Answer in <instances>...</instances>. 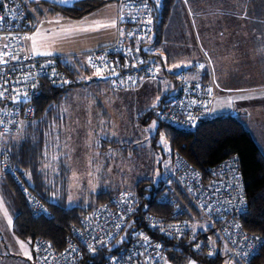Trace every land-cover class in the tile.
<instances>
[{
	"label": "built area",
	"instance_id": "obj_1",
	"mask_svg": "<svg viewBox=\"0 0 264 264\" xmlns=\"http://www.w3.org/2000/svg\"><path fill=\"white\" fill-rule=\"evenodd\" d=\"M145 2L147 7L142 0H116L118 5L116 40L110 45L92 50L86 56V64L91 69L95 71L94 64L102 69L103 75H112L109 77L110 83L116 89L131 86L155 72L153 65L146 63L131 46L132 41L144 39L150 30L148 21L151 9L148 1ZM0 17H5L0 23V52L10 54L4 57L8 63L0 65V92L4 93L3 98H0L2 121L0 134H3L15 131L23 119L32 118L34 108L31 98L39 92L44 83L63 86L67 84L64 81L71 82V76L64 66L66 60L33 54L28 37L31 36L34 22L29 15L26 0H0ZM5 45L8 47L5 48ZM12 56L18 58L12 59ZM89 57H92V63H89ZM99 57L104 59L100 60ZM209 89H212L210 85L200 81L182 79L178 92L159 110V118L164 124L193 127L209 114V104L212 100V90L209 92ZM13 97L16 102H13ZM23 98L28 100L22 101ZM174 157L172 171L178 184L206 219L207 224L217 225L216 231L228 244L232 254L240 261L248 262L258 253L262 239L257 234L245 231L240 225L239 216L247 209V202L236 156L232 154L224 159L209 175H204L186 158L179 155ZM0 164L7 168L5 157L0 159ZM14 180H18L17 176H14ZM168 189L171 188L166 186L159 192L158 200L170 199ZM20 190L24 193L33 216L49 214L46 204L24 184L20 186ZM136 201L128 191L114 193L105 202L91 208L70 227L65 244L60 249L47 239L36 238L33 246L37 263L80 264L86 254L101 252L104 249L112 250V243L122 238L129 218L135 213ZM148 218L151 230L169 237H181L190 229L189 221L186 218H179L177 214L171 219L153 215H149ZM157 244L161 247L156 248ZM88 245H92L95 251H90ZM196 245H199V248ZM192 247L205 254H214L216 251L208 232L202 237H194ZM166 262L168 264L162 242L152 233L143 229H133L129 233L125 247L105 254L98 264H166Z\"/></svg>",
	"mask_w": 264,
	"mask_h": 264
},
{
	"label": "trees",
	"instance_id": "obj_2",
	"mask_svg": "<svg viewBox=\"0 0 264 264\" xmlns=\"http://www.w3.org/2000/svg\"><path fill=\"white\" fill-rule=\"evenodd\" d=\"M108 1L113 0H75L71 4L48 1L45 3L54 12L78 18ZM147 1L151 9L149 35L163 29L162 25L166 23L168 17L170 18L176 4L175 0ZM131 46L135 50L137 47L140 48L137 54L146 63H152L156 59L160 60L159 54L153 53L145 38L137 42L132 41ZM81 65L78 58L66 60L64 66L72 78L71 82L63 86L47 83L41 86L39 92L31 98L34 108L33 116L26 122L22 135L18 139H10L8 146L0 150V159L5 157L8 163L7 168L0 164L3 179L0 184H2V190L14 215L12 230L16 236L28 240L32 245L36 238H44L56 248H62L70 227L93 206L108 199L115 192L110 189H101L95 193L94 202L89 200L90 203L86 205H67V191L63 181H61V188L58 189V186H55L58 179L52 184L40 169L43 153L51 133V123L59 117L61 99L71 86L81 83L82 80H77V75L81 71L88 72V68L80 69ZM165 73L172 74L170 71H165ZM181 73L183 74L184 71L181 70ZM200 78L201 83L206 82L208 72L203 70ZM180 82L181 78L174 82L176 91L180 87ZM158 128L165 133L171 150L176 149L183 154L204 175L211 174L213 168L230 155L236 156L247 202V209L239 216L240 225L245 231L257 234L262 239L258 253L248 262L241 264H264V155L249 131L236 115L231 113H223L211 118L207 116L189 128L166 124L159 125ZM14 176H17V181L14 180ZM166 181L159 178L156 183L151 181L141 185L137 182V188L134 192L131 191L137 200L136 210L129 218L122 238L112 243V250L104 249L101 252L86 254L80 264H98L105 254L123 249L133 229H143L161 241L168 262L172 264H184L188 259H194L200 264H225L230 248L220 236L218 239L215 231L214 239L216 244L219 243L220 248L216 249L214 254L198 252L192 247L194 237H202L206 232L211 233L213 228L209 225L205 226L203 232L201 229L193 231L190 225L189 231L178 238L151 230L147 222L149 215L171 219L174 214H177L179 218L186 217L188 221H191L192 215H199L197 208L178 184H175L176 193L169 197V200H158L159 192L168 186ZM22 184L47 205L49 214L32 215L26 197L20 190ZM225 245L228 249L224 248ZM35 262L37 263L36 259Z\"/></svg>",
	"mask_w": 264,
	"mask_h": 264
},
{
	"label": "rangeland",
	"instance_id": "obj_3",
	"mask_svg": "<svg viewBox=\"0 0 264 264\" xmlns=\"http://www.w3.org/2000/svg\"><path fill=\"white\" fill-rule=\"evenodd\" d=\"M193 2L190 0L188 4L177 5L175 1L174 19L170 20L168 17L166 21L169 24L168 29L165 30L166 23H163V29L145 37L153 53L159 54L160 60L156 59L148 63L155 68L153 75L141 78L131 86L123 89L112 87L109 77L103 74L99 77L95 76V71L85 61L89 52L110 45L116 40L117 23L113 36L115 39L112 42L86 49L85 52L81 49L78 50L81 53L73 55V58L81 61L80 69L88 68V72L81 71L77 75V80H82L81 83L71 86L61 99L59 117L51 123V133L40 166L52 184L58 179L55 185L58 189L61 188L63 181L67 191V205H86L90 201L94 202L95 193L101 189H110L115 191L114 193L118 191L131 193L137 188V182L141 185L151 181L156 183L159 178L167 180L166 184L171 188L168 189V195L172 196L176 193L175 186L178 182L173 176V158L175 159V155L184 156L169 147L165 133L158 128L159 125L164 126L158 113L163 104L175 94V80L181 78L182 82L184 78L199 81L202 71L208 72L207 69L198 68V65L203 64L202 40L206 29L202 27L201 18L193 17L195 13ZM246 5L243 4L244 7ZM259 6L260 11H264V0L259 1ZM115 20L118 21L117 4ZM89 26L93 28L89 33L93 37L91 44L107 41L108 27L97 28L93 23ZM31 38L30 43L35 40L34 36ZM43 43L47 46V41ZM60 44L61 42L54 43L56 46L54 48L58 49ZM189 62L191 67H184ZM174 65L181 66L176 68ZM181 70L184 71L183 74ZM165 71H170L172 74H167ZM203 84H208L212 88L208 117L223 114L216 111L213 106L210 112L213 100L218 102L217 107L221 106L222 101L217 98L223 93H220L212 79L207 78ZM228 112L236 115L231 111ZM153 121L156 122L154 126ZM26 122L28 120L23 119L15 131L0 134V150L8 146L10 139H18L22 135ZM45 165L49 166L45 167ZM181 190L189 198L182 187ZM132 196L135 197L133 194ZM189 200L191 201L190 198ZM197 212L199 215H192L189 221L192 230L203 231L205 226L209 225L213 228L209 233L212 243L215 249H219L220 245L216 244L214 239L215 232L220 239L215 229L217 225L207 224L206 219L199 211ZM147 222L150 225L148 217ZM228 251L225 264L246 263L240 261L230 250Z\"/></svg>",
	"mask_w": 264,
	"mask_h": 264
},
{
	"label": "crops",
	"instance_id": "obj_4",
	"mask_svg": "<svg viewBox=\"0 0 264 264\" xmlns=\"http://www.w3.org/2000/svg\"><path fill=\"white\" fill-rule=\"evenodd\" d=\"M47 1L71 4L69 1L75 0H67L66 3L60 0H39L38 3L37 0H27L28 12L34 22L31 36H34L36 41L35 52L52 53L39 56L70 60L73 55L81 53L78 50L83 49L85 52L115 39V27H108L109 37L106 42L93 44L90 31L71 34L63 31L70 27L87 28L94 21L109 23L115 20V0L105 2L78 18L52 11L45 3ZM175 1L179 5L188 4L190 0ZM193 1V17L201 18L202 27L206 29L202 40L204 69L208 70V78L212 79L220 93H223L217 98L222 101L221 106L217 107L218 102L213 100L210 112L213 106L216 111L222 113H235L264 155V11L259 8L261 0ZM244 3L247 4L245 7ZM174 13L170 20L174 19ZM168 27L169 24L165 30ZM44 41H47L48 47ZM59 42V48L55 49L54 43ZM30 44L33 49V41ZM1 182L3 179L0 173ZM13 217L12 208L0 184V264H35L32 243L19 238L12 230ZM25 252L29 253L32 259H28ZM190 261L195 260L188 259L184 264H189ZM195 264L200 263L195 261Z\"/></svg>",
	"mask_w": 264,
	"mask_h": 264
},
{
	"label": "snow or ice",
	"instance_id": "obj_5",
	"mask_svg": "<svg viewBox=\"0 0 264 264\" xmlns=\"http://www.w3.org/2000/svg\"><path fill=\"white\" fill-rule=\"evenodd\" d=\"M26 2H27V0H26ZM37 2H39V0H37ZM60 2L66 3L67 0H60ZM142 2H144L145 3V7H147V4H146L145 0H142ZM5 9L7 10V5H5ZM4 19H5V17H0V23H2L4 21ZM116 23H117L116 20H112L109 23H99L97 21L93 22V24H95L97 28L115 27ZM148 23H151V21L149 20ZM91 30H93V28L91 26H89L87 28H71L70 27V28H67V29H63L64 32H67L69 34L74 33V32H86V31H91ZM129 35H135V34L134 33H129ZM28 39H32V38L28 37ZM137 39H139V38H137ZM35 45H36V41L33 40V54H38V55H51L52 54L51 52L36 53L35 52ZM7 47L8 46L5 45V48H7ZM136 51L139 52L140 48L137 47ZM9 55L10 54L7 53V52H0V65H6L8 63V61L6 59H4V57L9 56ZM17 58L18 57H16V56H12V59H17ZM88 59H89V63H92V57H89ZM98 59L103 60L104 58L103 57H99ZM140 63H143V61H140ZM134 66L135 65H133V67ZM180 66L181 65H174V67H176V68H179ZM93 67H95L94 75L98 76V77L101 76L102 69L100 67H96L94 64H93ZM105 67H107V65H105ZM184 67H191V62H189L188 64H185ZM198 68L203 70L205 68V65L200 64V65H198ZM113 74L114 75L116 74L114 69H113ZM88 79H91V77H88ZM129 79H131V77H129ZM5 83H7V81ZM64 83H70V81H64ZM33 87H35V85H33ZM5 91H7V89H5ZM209 92H211V89H209ZM3 96H4V93L0 92V98H3ZM12 99H13V102H16L15 101V97H13ZM193 103H195V101H193ZM229 103H231V102H229ZM189 118H191L190 114H189ZM0 123H2V121H0ZM155 123L156 122L153 121V126L155 125ZM48 166L49 165H45V167H48ZM9 223H11V220H9ZM161 230L163 231V229H161ZM22 247H23V245H22ZM88 247H89L90 251H93V252L95 251V248L92 245H88ZM155 247L156 248H160L161 245L157 244ZM196 247L199 248V245H196ZM73 251H75V249H73ZM209 254L211 255L212 253H209ZM245 255H247V253H245ZM25 256L28 259H32V256L29 253H27V252H25ZM166 264H167V262H166ZM189 264H195V261H190Z\"/></svg>",
	"mask_w": 264,
	"mask_h": 264
},
{
	"label": "water",
	"instance_id": "obj_6",
	"mask_svg": "<svg viewBox=\"0 0 264 264\" xmlns=\"http://www.w3.org/2000/svg\"><path fill=\"white\" fill-rule=\"evenodd\" d=\"M114 75V74H113ZM110 76H112V75H108L107 77H110ZM28 100V98H23L22 99V101H27Z\"/></svg>",
	"mask_w": 264,
	"mask_h": 264
}]
</instances>
